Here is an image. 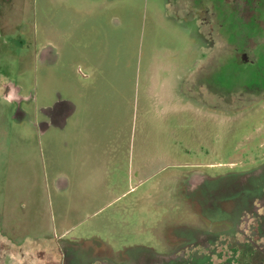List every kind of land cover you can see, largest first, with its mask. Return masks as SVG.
I'll return each mask as SVG.
<instances>
[{"label":"rangeland","instance_id":"obj_1","mask_svg":"<svg viewBox=\"0 0 264 264\" xmlns=\"http://www.w3.org/2000/svg\"><path fill=\"white\" fill-rule=\"evenodd\" d=\"M45 1L0 0V83L7 76L22 84L25 94L31 90L38 97L37 104L41 107L50 103L47 88H57L63 97L66 96L70 87L77 85L80 77L89 72L87 63L95 62L100 53L109 63L115 61L121 74L135 78L156 50L152 58L155 65L151 71V90L178 91L176 85L172 89L170 83L159 84L156 74V68H161L158 67V53L164 56L162 60H168L172 54L180 60L184 57L182 51L188 49L186 53L191 55L189 59L192 62L194 47L191 49L188 39L178 31L159 25L160 20L155 15H158L160 0H114L109 5H105V0H98L93 4L85 2V6L77 2L67 10L65 6L57 10L56 19L49 25L44 21L48 12L42 5ZM180 1L171 4L170 11L177 12V17L183 18L180 20L185 27L199 33L205 52L209 54L212 49L215 53L212 58L216 61L215 77L212 78L213 73H205L204 81L216 80L217 84L212 86L219 90H224L223 82L227 81L233 89L237 87L236 76L240 73L242 59L232 53V48L247 49L253 56L258 54L259 62L264 67V0ZM113 19L118 21V26L112 23ZM48 41L57 46L59 60L51 69L37 68L35 51ZM111 41L113 45L106 47ZM151 43L155 47H149ZM172 65L173 62H169L168 66L174 67L163 69H171L178 75L187 69L186 64L183 69ZM32 72L34 76L39 75V88L30 83L32 78L21 76L22 73L31 75ZM144 72H147V68ZM192 83L190 80L189 88L193 86ZM125 84L121 83L125 88L132 86ZM43 97L45 100L41 99ZM161 100L163 108H167L170 99ZM258 102L247 112L236 113L203 111L201 107L199 110L194 107L198 118L196 121L192 106L186 105L191 108L189 112L184 109L180 113L176 111L175 118H170L173 113H168L167 108L166 124H184L185 115L190 116L185 123H215L217 144H222L228 133L232 134L226 153L238 141L251 146L258 141L264 146V100ZM169 107L175 109L179 105ZM33 108H36L35 104L28 107L25 103L21 106L34 124L36 115ZM4 110V105L2 107L0 104V221L5 224L7 232H24L25 228L11 229L16 227L15 224L7 226L6 223L15 222L17 218L25 222L27 215L32 216L33 213L37 218V231L52 239L63 235L62 242L66 244L62 246L69 255H78L80 264H87L82 256L87 247H94L96 254L104 248L106 251L107 247L112 252L125 251L126 255L129 249L133 251L136 246L141 252V246L155 252L165 251L164 244L156 240L153 233L168 210H156L150 202L139 201L143 193L140 189L121 200L109 201L111 192L101 190L99 180L89 179L84 183L79 172L73 169L72 148H64L63 139H57L55 135L46 143L47 136L39 137L24 124L10 121L8 115L12 108ZM247 118L250 121L245 120ZM244 121L248 125L238 134L235 128L240 123L243 125ZM152 123L156 124L154 120ZM152 129L154 134L156 130L153 126ZM244 131L247 132L242 138ZM176 134L173 138H176ZM178 137L183 136L177 134ZM153 138L156 137L153 135ZM171 138L168 132L167 139ZM262 152L264 156V150ZM232 162H238V158L234 157ZM260 167H264V163ZM60 173H66L71 180V189L66 192L53 188V178ZM184 196L188 198L187 208H194L196 204L191 195ZM70 242L78 244L67 249ZM53 248V244L41 242L15 249L0 239V264H44L48 260L61 264L58 245ZM258 253L264 264V250Z\"/></svg>","mask_w":264,"mask_h":264},{"label":"flooded vegetation","instance_id":"obj_2","mask_svg":"<svg viewBox=\"0 0 264 264\" xmlns=\"http://www.w3.org/2000/svg\"><path fill=\"white\" fill-rule=\"evenodd\" d=\"M73 1L77 0L43 1L42 5L48 9L44 21L48 25L52 23L56 19L57 10L62 6L69 9L74 5ZM160 1L164 3L169 18L178 21L183 19L177 17V12L170 11L171 4H177L180 0ZM112 23L116 26L119 24L116 19ZM40 47H46L42 56L45 59L52 54L50 47L57 46L48 41ZM231 51L242 59L240 73L236 76L238 85L234 89L228 81L224 82V90H219L212 86L217 84L216 80H203L205 73H213L212 78L215 77L216 61L212 60L215 57L212 49L208 64L199 67L195 75L184 81L183 109L189 112L191 108L186 105L192 106L195 121L198 118L194 107H198L197 110L201 107L202 110L221 113L247 112L259 100H264V67L259 62L258 54L250 55L247 49L232 48ZM39 54L37 48V68L40 63ZM33 74L22 73L21 76L32 78L30 83L37 86V74ZM5 78L0 83L1 106L3 98L15 103L18 112L25 103L28 107L35 104L34 112L40 110L38 97L31 90L25 94L22 84L7 76ZM190 80L193 81L191 88ZM118 94L120 97L107 99L102 106L105 127L103 138L97 145L100 154L98 180L101 182V190L111 192L109 201L121 200L140 189L143 193L139 201L150 202L156 210H168L153 233L154 238L164 244L165 251L155 252L141 246V252L136 246L133 251L129 249L126 255L125 251L112 252L107 247L106 251L104 248L96 254L94 247H87L82 255L86 263L168 264L165 259L169 258V264H262L263 259L258 252L264 250V185L262 178L249 179L247 175L264 163V146L258 141L254 146L238 141L226 153L232 134L228 133L226 140L217 144L219 142L214 135L217 124L185 123L189 115H185L184 124H169L167 128L164 125L165 128L157 129L152 124L154 117L149 94ZM59 98L55 92L53 109L64 104ZM108 101L117 102L119 106L118 114L116 111L112 117V122L116 124L111 129V124L107 123ZM247 125L244 121L235 131L239 134ZM152 126L156 130L154 134ZM247 131L241 134L242 138ZM168 132L171 133V139H167ZM175 133L183 137L177 138L176 134V138H173ZM234 157L238 158V162H232ZM185 194H195L197 197L194 208H187L188 198H185ZM165 228L168 229L164 231ZM62 244L66 243H58L59 252L63 248Z\"/></svg>","mask_w":264,"mask_h":264},{"label":"crops","instance_id":"obj_3","mask_svg":"<svg viewBox=\"0 0 264 264\" xmlns=\"http://www.w3.org/2000/svg\"><path fill=\"white\" fill-rule=\"evenodd\" d=\"M97 1L98 0H77L73 2L74 4L79 2L78 5L83 4V6H85L87 5L85 2H88V4H93ZM112 1L114 0H105V5H109V3H111ZM157 14L158 15L155 16L159 18L160 22L158 23L161 27H163L164 29L168 27L171 30L178 31L181 36H185V38L188 39L191 44L190 48L192 49L194 47L192 51V62L189 59L191 55L186 53L188 49H186V51H182L183 56L186 57L185 60L184 57H181L180 60L177 59L175 54H172V58H168V60L173 59L172 61L162 60V57L164 56L158 53V56L160 57V59L158 60V67L161 68H156V74L159 78V84H161V82L165 84L170 83L172 89L173 85H176L177 87H175L176 90L178 88V91L175 92V90H171V92H153L151 90V84L153 80L151 71L152 66L155 65L152 63V58L154 52L156 51L155 50L153 52L152 57L149 58V60L144 64V67H142L144 71L147 68V72H144L143 74V70H140L138 72V75L135 76V78H132L128 74L126 75V73L121 74L119 72L117 63L115 61L109 63L104 58V54L100 53L99 56L97 55L98 59L95 62L87 63L86 67L89 72L83 74L82 77H80L77 85H72L70 87V92L66 93V96L63 97L61 95V91H59L57 88L46 89V93L50 97V100H48V102L50 103L42 104L41 107H39L40 110L38 112H35L36 116L34 124L32 123L31 118L27 115L26 112H24L22 109H19L20 113L18 112V108L16 107L15 103H13L12 101H5L2 98V107L3 105L5 107L4 111H7L8 108H12L8 115V118L11 122H13L14 124H24L39 137L47 136L46 143H49V141L56 135L57 139H63L64 148H72L71 157H73L74 159L73 169L79 172V175L81 176V179H83L84 183H86V181L89 179L98 180V156L100 154L97 151V145L103 138L102 131L105 127L103 126L104 120L102 108L104 101H106L107 99H112L114 98V96L120 97L118 93L125 94L141 92L149 94L148 97L152 99V105L150 107L151 113L154 117L153 120L156 122V124H152L155 125L157 129L165 128L164 125H166L167 128V108L168 113H173L170 118L175 117L176 111L177 113H180L181 109H183L184 104L182 100V85L184 81L187 78L195 75L199 67L208 64L207 62L210 57L207 53L208 51L205 52V49L202 48L204 47V45L201 42L202 40L199 39V33L191 31L189 27H185V23H182V21H176L172 18H169L165 13L164 3H161L159 5V11ZM110 43L111 44L107 43L106 47H110L111 45H113L112 41ZM149 47L155 46H152L151 43ZM45 48L46 47L38 48L40 53V63L38 67L40 66L41 68L51 69L55 67V64H57L60 54L58 52L57 47H50L52 50V54L50 53L49 56H47L45 59H42ZM52 60L55 61L53 63H50V61ZM169 62H173V65L175 64V66H179L182 69L183 66L186 64L187 69H184L183 71H181V74L178 75L175 71L171 70L174 67L173 65V67L168 66ZM164 67H170L171 69L164 70ZM39 81V75H37L38 88ZM125 82L126 84L130 83L132 86H130L129 88H125L123 85H121V83ZM55 92H57L60 96L59 100L64 103L62 105L64 109L59 106H56L54 109L52 108L54 105L52 103L54 101ZM168 98L170 100H168ZM41 99L45 100V97ZM161 99L165 101L168 100L169 105L167 108H163V101ZM108 103L110 105L107 112V123L109 125L111 124V126L109 127L111 129L113 125L116 124V122H112V117L116 114L115 111H117L119 106H117V102L115 103L108 101ZM113 103H115V106H113ZM174 104H178L179 107L175 109H170L169 106L171 105L172 107ZM154 111H156V114ZM68 176L69 175H67L66 173L57 174L53 178V188L58 192H66L70 190L71 180ZM99 187L101 189V185H99ZM31 215L32 216L27 215L25 222H21V220L17 218L15 219V222L10 221L6 223L7 226H9L10 224H15L16 227L11 226V229H20L19 227L25 228L24 232L19 233L14 232V230H8L7 232L5 230V224L3 225V221H0V239L3 240L7 245L13 248L15 247V249L23 248L25 245L40 244L41 242L53 244L54 247L55 243L57 245L59 242L62 243L63 235H60L58 237L55 236L52 239L49 235L38 232L35 228V222L37 221V218L36 216H34L33 213ZM12 217L14 218V216ZM77 244L78 243L72 242L69 247H73V245L77 246ZM59 246L61 245L59 244ZM69 247H67V249ZM59 253L61 255V264H80L78 261V255H69V253L64 249V247Z\"/></svg>","mask_w":264,"mask_h":264},{"label":"water","instance_id":"obj_4","mask_svg":"<svg viewBox=\"0 0 264 264\" xmlns=\"http://www.w3.org/2000/svg\"><path fill=\"white\" fill-rule=\"evenodd\" d=\"M255 177L262 178L263 179V185H264V167H260L259 169H256L254 171H251L247 175V178H249V179L250 178L255 179ZM189 195H191L193 201L197 202V197L195 196V194H189ZM248 203H250V202L248 201ZM168 259L169 258H167L165 260L168 261ZM87 264H90V262L87 263Z\"/></svg>","mask_w":264,"mask_h":264},{"label":"trees","instance_id":"obj_5","mask_svg":"<svg viewBox=\"0 0 264 264\" xmlns=\"http://www.w3.org/2000/svg\"><path fill=\"white\" fill-rule=\"evenodd\" d=\"M224 83V82H223ZM226 83H224V85H225ZM223 86V85H222Z\"/></svg>","mask_w":264,"mask_h":264}]
</instances>
